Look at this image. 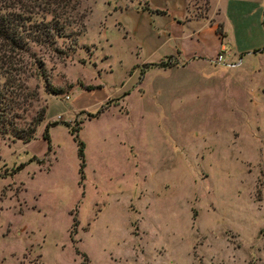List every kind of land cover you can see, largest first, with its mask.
<instances>
[{
  "label": "rangeland",
  "instance_id": "obj_1",
  "mask_svg": "<svg viewBox=\"0 0 264 264\" xmlns=\"http://www.w3.org/2000/svg\"><path fill=\"white\" fill-rule=\"evenodd\" d=\"M46 1L0 0L25 25L66 20L52 45L7 52L17 124L43 117L0 140V264H264V47L144 70L109 16L140 0Z\"/></svg>",
  "mask_w": 264,
  "mask_h": 264
},
{
  "label": "crops",
  "instance_id": "obj_2",
  "mask_svg": "<svg viewBox=\"0 0 264 264\" xmlns=\"http://www.w3.org/2000/svg\"><path fill=\"white\" fill-rule=\"evenodd\" d=\"M109 16L139 64L210 63L216 53L238 60L264 47V0H204L201 11L198 0H140Z\"/></svg>",
  "mask_w": 264,
  "mask_h": 264
},
{
  "label": "trees",
  "instance_id": "obj_3",
  "mask_svg": "<svg viewBox=\"0 0 264 264\" xmlns=\"http://www.w3.org/2000/svg\"><path fill=\"white\" fill-rule=\"evenodd\" d=\"M49 2L50 4H53V0ZM23 21L24 20L19 17L16 18L15 16H10L7 12H0V50L2 52L0 53V140L2 141H13L14 139H19L22 142L28 141L33 138L35 126L43 117L41 110L31 120L29 126L26 128L17 124V109L20 107V101H25L26 95H23L25 93L22 91V88L25 89L24 79H22V77L15 76V73L19 72V70L22 72V68L24 66L9 57L7 52L15 49L25 51L28 48L29 40L39 41L41 43H45L46 45H52L51 43H53V38H55V36L62 35L63 22L66 20L62 19L61 22L58 18L48 21L40 20L36 23L26 25ZM27 25H29V27L27 28L28 30L25 31L24 28ZM32 57L31 62L33 63L37 75L41 76L46 90L52 93L59 92L61 90L60 88L50 86L40 59H35L34 56ZM146 64L155 65L158 64V62ZM28 75H30V73H28ZM88 115L93 116L91 113ZM56 122L57 121L54 120L43 125L41 138L45 142L46 149H48L49 145L47 127L51 124H55ZM62 123L68 127L70 134H72V138L76 141V154L79 158V177L82 178V143L76 137V131L78 129L77 123H75L76 125L74 127L68 126L66 122ZM22 165L23 163H18L7 173L12 174L16 170L20 169Z\"/></svg>",
  "mask_w": 264,
  "mask_h": 264
},
{
  "label": "built area",
  "instance_id": "obj_4",
  "mask_svg": "<svg viewBox=\"0 0 264 264\" xmlns=\"http://www.w3.org/2000/svg\"><path fill=\"white\" fill-rule=\"evenodd\" d=\"M212 61L215 63H222V64L227 65V66H234L236 63H238L240 61V59H238L236 62H234V61L226 60V59H224L222 54L216 53L214 55V57L212 58Z\"/></svg>",
  "mask_w": 264,
  "mask_h": 264
}]
</instances>
